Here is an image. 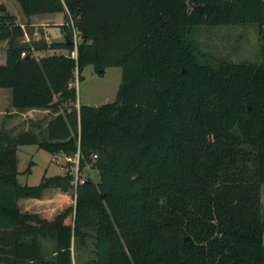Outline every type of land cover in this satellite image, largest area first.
<instances>
[{"label": "trees", "instance_id": "obj_1", "mask_svg": "<svg viewBox=\"0 0 264 264\" xmlns=\"http://www.w3.org/2000/svg\"><path fill=\"white\" fill-rule=\"evenodd\" d=\"M17 1L27 21L0 14V87L17 109L55 114L43 137L0 131V264H264V0ZM49 13L71 43L26 40L30 17ZM250 23L256 62L214 57L192 36L200 24ZM49 48L66 52L34 55ZM89 64L122 68L113 101L77 105L72 82ZM31 143L79 150L100 182L74 188L67 171L22 184L18 149ZM50 187L74 189L75 203L52 217L19 203Z\"/></svg>", "mask_w": 264, "mask_h": 264}, {"label": "rangeland", "instance_id": "obj_2", "mask_svg": "<svg viewBox=\"0 0 264 264\" xmlns=\"http://www.w3.org/2000/svg\"><path fill=\"white\" fill-rule=\"evenodd\" d=\"M8 11L14 15L16 23H22L27 21L26 15L22 11L21 5L17 0H0V14L4 11ZM38 16V15H36ZM54 14H44L39 17H34L33 21L41 22L37 18L43 19L44 22L55 21ZM45 18V20H44ZM47 18V19H46ZM29 20V19H28ZM32 19H30L31 21ZM33 27V31L37 33H31L28 29L26 38L30 39H46L61 40L64 38L63 30L58 26H49L48 32L41 28V25L37 24ZM192 36L200 49L203 52L209 53L217 58L229 59L234 62L241 61H260V41L258 33V24L250 23L244 24H200L193 28ZM6 41L0 40V58L3 57ZM65 51L63 49H47L34 51L35 56H41V54H51L54 52ZM4 60H0V63ZM122 68L120 66H109L104 69L103 73H100L93 64L85 66L81 76H77L73 80L72 84L75 85L78 94L79 104H91L100 105L105 102L113 101L116 97L119 83L121 82ZM10 88L0 87V131H8L15 134L21 130L27 128L29 130H35L41 137L45 134L46 119L49 116L55 114V110L52 108L48 112L33 114L28 119H13L10 120L12 114L10 102ZM77 103V105H79ZM46 109V108H45ZM63 107L61 108V110ZM50 117V118H51ZM27 120V121H26ZM23 122V123H22ZM27 123V126H23ZM18 130V131H17ZM18 180L22 184L36 185L40 183L43 176L49 177L55 174H63L66 170V165L71 163L67 162L63 152L53 153L45 148L40 147L38 144H23L18 149ZM32 163L30 169L29 165ZM74 170L79 171L80 178L84 181L87 178L93 179L96 183L100 182V172L97 167H94L92 163H83L80 166L77 163H72ZM76 174V172H75ZM44 201L37 202L35 199L29 200L22 198L21 206H28L31 210H35L42 214H46L48 217H52L61 208L72 205L75 203L76 194L75 190L64 191L60 187H56L55 190L46 189L41 197ZM262 208L264 210V184L262 185ZM43 202L50 203L49 209L46 205H42ZM27 207V208H28ZM46 248L51 247L50 240H44ZM90 247L81 248L77 253L82 258H88L93 256V243L90 242Z\"/></svg>", "mask_w": 264, "mask_h": 264}, {"label": "crops", "instance_id": "obj_3", "mask_svg": "<svg viewBox=\"0 0 264 264\" xmlns=\"http://www.w3.org/2000/svg\"><path fill=\"white\" fill-rule=\"evenodd\" d=\"M34 17H39V16H36V15H33V16H31L30 17V19H32L31 21V25H33V26H36L37 24H39V25H41V28H43V29H45V32L47 33L48 32V25H50V24H53L55 21H53V22H44L43 21V19H40V18H37L38 20H41V22H35V21H33V18ZM47 19V18H46ZM44 20H45V18H44ZM34 33L36 34L37 32L36 31H34ZM26 35H27V33H26ZM6 43V42H5ZM6 47H7V45L5 44V50H4V52H3V57L2 58H0V60H4L3 62H1V63H4L5 61H6ZM61 52H65V51H61ZM41 55H43V54H41ZM7 91H9V90H7ZM10 92V91H9ZM10 94H11V96H10V102H11V110L9 111V113L10 114H12V117H10L11 119L10 120H13V119H19V118H21V119H28V117H30V115H33V114H39V113H45V112H48L49 111V109H43V108H30V109H24V110H20V109H17L16 107H14L13 106V104H12V92H10ZM79 104V103H78ZM0 105H2L1 104V102H0ZM79 106V105H78ZM50 117L51 116H49L47 119H46V122L50 119ZM27 121V120H26ZM23 123V122H22ZM27 123H24L23 124V126L25 127V126H27L26 125ZM25 129H27V128H25ZM21 129L19 128V131H20ZM18 131V130H17ZM53 189V190H55L56 189V187H50V188H47V189ZM45 191V190H44ZM261 194H262V189H261ZM27 199H29V200H32V199H35L37 202H39V201H44L42 198H27ZM262 200V199H261ZM21 199H19V203L21 204ZM33 201V200H32ZM47 204V205H46ZM42 205H46L48 208H46V209H49V205H50V203H45V202H43V204ZM25 207H28V206H25ZM29 208V207H28ZM29 209H31V208H29ZM60 210H62V208L60 209ZM60 210H58V212L60 211ZM35 211V210H34ZM38 211V210H37ZM58 212H56V214L58 213ZM56 214H54V215H56ZM53 215V216H54Z\"/></svg>", "mask_w": 264, "mask_h": 264}, {"label": "built area", "instance_id": "obj_4", "mask_svg": "<svg viewBox=\"0 0 264 264\" xmlns=\"http://www.w3.org/2000/svg\"><path fill=\"white\" fill-rule=\"evenodd\" d=\"M25 38H26V35H25ZM26 40H29V38L28 39L26 38ZM79 41H80L79 32L77 31V29L75 27H73V43H74V47L69 52V54H70L71 57H73L75 59H77V57H78V43H79ZM26 54L27 53L25 51L22 52V55H26ZM76 75L78 76V72L76 73ZM64 155H65V159L67 160V162L71 163L70 165H66V170L74 174L75 177H74L72 183L74 184V188H76L77 184L79 182H82L83 180L80 178L79 171H76V170L73 169L74 166H72V163H77L79 165L80 151L78 150L75 154L64 153ZM75 172H76V174H75Z\"/></svg>", "mask_w": 264, "mask_h": 264}, {"label": "water", "instance_id": "obj_5", "mask_svg": "<svg viewBox=\"0 0 264 264\" xmlns=\"http://www.w3.org/2000/svg\"><path fill=\"white\" fill-rule=\"evenodd\" d=\"M197 8H198L199 10H201V6H197ZM64 36L67 37V38L69 37L67 33H64ZM68 42L71 43L72 40L68 38ZM101 71H102V69L99 70V72H101ZM57 102H58V104H61V103H62V99H58ZM59 176H60V174H55V175H54V179H55V181L58 180V177H59ZM102 196H104V194H102ZM187 238H188L187 236L184 237L185 240H186Z\"/></svg>", "mask_w": 264, "mask_h": 264}]
</instances>
